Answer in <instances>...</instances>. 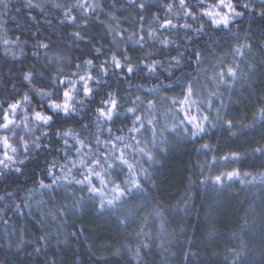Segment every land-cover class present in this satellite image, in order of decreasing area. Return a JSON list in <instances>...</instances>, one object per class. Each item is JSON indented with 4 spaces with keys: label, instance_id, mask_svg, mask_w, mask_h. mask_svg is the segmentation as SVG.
Wrapping results in <instances>:
<instances>
[{
    "label": "clouds",
    "instance_id": "9594fccd",
    "mask_svg": "<svg viewBox=\"0 0 264 264\" xmlns=\"http://www.w3.org/2000/svg\"><path fill=\"white\" fill-rule=\"evenodd\" d=\"M17 3L39 9L43 25L6 27ZM257 20L264 23V0H0V220L41 189L28 205L41 225L84 204L126 210L146 194L141 181H152L160 157L187 146L219 151L217 133L237 138L251 127L237 126L234 105L255 108L258 122ZM43 29L56 39L45 42ZM24 236L6 229L3 242L19 247ZM250 243L264 255V237ZM244 252L230 251L231 264Z\"/></svg>",
    "mask_w": 264,
    "mask_h": 264
},
{
    "label": "trees",
    "instance_id": "16d2710c",
    "mask_svg": "<svg viewBox=\"0 0 264 264\" xmlns=\"http://www.w3.org/2000/svg\"><path fill=\"white\" fill-rule=\"evenodd\" d=\"M8 15L16 19L6 27L36 21L43 25V14L35 7L13 4ZM105 18L101 14L100 20ZM260 27H264L261 21L253 23L254 37L259 36ZM43 32L45 42L48 36L56 39L48 29ZM253 111L251 106H233L237 126L251 127L237 132V138H229L224 131L217 133L212 146L219 151L201 155L187 146L160 157V163L150 169L152 181H141L146 194L141 193L126 210L84 204L69 209L58 221L41 225L40 215H31L28 205L40 198L43 189L25 193L24 202L17 200L18 207L0 220V264H231L229 252L241 246L245 252L237 264H264V255L249 251L250 242L264 237V155L255 151L264 148V121L257 115L254 123ZM233 152L239 159L231 160ZM234 169L240 179H225L223 186L213 182L216 175ZM253 177L255 181L249 183ZM6 229L17 234L23 230L26 243L17 247L16 241L3 242Z\"/></svg>",
    "mask_w": 264,
    "mask_h": 264
},
{
    "label": "snow or ice",
    "instance_id": "6c2138e0",
    "mask_svg": "<svg viewBox=\"0 0 264 264\" xmlns=\"http://www.w3.org/2000/svg\"><path fill=\"white\" fill-rule=\"evenodd\" d=\"M225 22H226V21H225ZM75 35L78 36L79 33H75ZM45 47H46V45H45ZM117 64L119 65V61H117ZM129 71H131V68H129ZM228 72H229L230 75H233V76L235 75L234 70L231 69V68L228 69ZM222 75H223V74H222ZM185 102H186V101H185ZM259 118H260L261 121H264V108H262V109L260 110ZM226 123H227V125H228L229 127H233V121L228 120V121H226ZM197 127H199V125H197ZM204 147H208V146H207V145H204ZM255 151H257V152H261L262 155H264V148H258V149H255ZM230 156H231V159L234 160V161L237 160V159H239V154H238V153L233 152V153L230 154ZM214 159H215V158H214ZM223 159H224V160H228V159H229V156H225V157H223ZM125 163H127V162L125 161ZM244 175L247 176V175H249V174H248V173H245ZM225 179H227L228 181L238 180V179H240V172H239L238 170H235V169H234V170L229 171V172H226V173H221L220 175H216V176L213 178V182H214L215 184H217V185L223 186V182H224ZM254 181H255V177H253V178H252V181H249V183L254 182ZM240 182H241V183H245L244 180H240ZM261 182H264V176H261ZM133 184H134V186H135L138 190H142V188H141V184L139 183V181H133ZM41 186H42V187H43V186H46V185H44V182H43V181L41 182ZM115 191L118 193L119 196H123V195L126 194V192H125L124 190H122V189L120 188L119 185L116 186ZM107 203H108V205L111 207V206L114 205L115 201H114V200H108ZM177 203H180V202L178 201ZM100 207L103 208L104 205L101 204ZM157 215H162V214H161V213H157ZM160 227H161V231H163V228H164L163 222H161ZM140 232H141V233L143 232V228H141ZM139 234H140V233H137V235H139ZM146 235H148V234H146ZM158 235H159V233H158ZM163 243H164L163 240H161V241H160V245H161V247H163ZM144 247H149V245L145 244ZM232 251L235 252L236 250H232ZM136 255H137V256L140 255V250H139V249L136 250Z\"/></svg>",
    "mask_w": 264,
    "mask_h": 264
}]
</instances>
